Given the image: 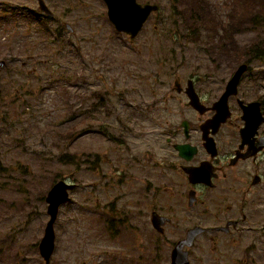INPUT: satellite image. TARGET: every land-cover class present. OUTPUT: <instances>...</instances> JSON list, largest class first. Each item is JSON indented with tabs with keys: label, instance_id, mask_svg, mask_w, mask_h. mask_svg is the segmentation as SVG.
<instances>
[{
	"label": "rangeland",
	"instance_id": "obj_1",
	"mask_svg": "<svg viewBox=\"0 0 264 264\" xmlns=\"http://www.w3.org/2000/svg\"><path fill=\"white\" fill-rule=\"evenodd\" d=\"M2 1L0 59L6 62L0 71V264H43L37 244L48 219L45 196L69 174L76 188L59 209L50 264L96 261L94 201L87 212L81 208L82 182L96 178V153L111 157L109 147L116 138L136 145L149 140L141 135L157 127L148 115L150 107L173 85L176 74L200 71L193 63L196 43L187 37L198 33V44L208 41L212 49L224 39V26L237 9L230 6L232 0H204L210 19L190 26L181 22L184 11L194 9L190 0H154L161 11L151 23H159V30L145 25L130 41L114 31L101 0H45L51 17L25 10L28 0ZM256 5L254 20L235 29L245 22L242 16L234 24L226 56L214 61L207 51L213 76L224 75L226 63L234 67L247 58L244 85L264 78V0ZM64 22L72 25V33ZM59 27L64 29L57 35ZM87 125L90 132L82 136ZM102 125L111 140L101 136ZM65 158L71 161L61 160ZM118 259L125 260L126 253L114 255L112 249L102 256L108 263Z\"/></svg>",
	"mask_w": 264,
	"mask_h": 264
},
{
	"label": "flooded vegetation",
	"instance_id": "obj_2",
	"mask_svg": "<svg viewBox=\"0 0 264 264\" xmlns=\"http://www.w3.org/2000/svg\"><path fill=\"white\" fill-rule=\"evenodd\" d=\"M28 4L25 10H39L37 0ZM205 43L195 48L200 71L176 74V85L150 107L157 127L141 135L149 140L116 138L111 157L96 153L81 208L94 201L97 260L81 264H264V78L244 85L247 58L213 76L205 55L226 56L229 42ZM243 63L248 70L223 100ZM112 249L126 259L102 260Z\"/></svg>",
	"mask_w": 264,
	"mask_h": 264
},
{
	"label": "water",
	"instance_id": "obj_3",
	"mask_svg": "<svg viewBox=\"0 0 264 264\" xmlns=\"http://www.w3.org/2000/svg\"><path fill=\"white\" fill-rule=\"evenodd\" d=\"M108 5V17L118 31H124L134 37L140 30L143 22L146 20L150 12L158 9L157 5L147 4L141 6L136 3V0H106ZM49 13V10H47ZM4 61L0 60V68ZM245 70L244 65L241 66L236 73L234 79L228 84L226 92L223 94V100L235 92L236 79L240 73ZM254 103L250 104V108ZM251 109L248 110V112ZM225 111V107H218V116L216 121H219L221 113ZM248 115V113H246ZM75 187V184H68L64 180H59L52 185L48 190L45 201L47 203L46 213L49 219L44 228L43 237L38 245L39 253L44 259L45 264H48L54 249V222L56 220L59 206L70 201L69 191Z\"/></svg>",
	"mask_w": 264,
	"mask_h": 264
},
{
	"label": "trees",
	"instance_id": "obj_4",
	"mask_svg": "<svg viewBox=\"0 0 264 264\" xmlns=\"http://www.w3.org/2000/svg\"><path fill=\"white\" fill-rule=\"evenodd\" d=\"M186 13L184 12V15H185ZM194 16H192L191 14L188 16V18H185V22H188V23H190L191 21H192V18H193ZM61 160H63V161H65V162H68L69 160H71V159H69V158H65V159H61Z\"/></svg>",
	"mask_w": 264,
	"mask_h": 264
}]
</instances>
